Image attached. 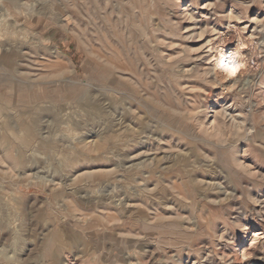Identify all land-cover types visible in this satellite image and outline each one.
Returning <instances> with one entry per match:
<instances>
[{"label":"rangeland","instance_id":"obj_1","mask_svg":"<svg viewBox=\"0 0 264 264\" xmlns=\"http://www.w3.org/2000/svg\"><path fill=\"white\" fill-rule=\"evenodd\" d=\"M245 4L0 0V264H264V0ZM231 42L236 79L214 71Z\"/></svg>","mask_w":264,"mask_h":264},{"label":"bare ground","instance_id":"obj_2","mask_svg":"<svg viewBox=\"0 0 264 264\" xmlns=\"http://www.w3.org/2000/svg\"><path fill=\"white\" fill-rule=\"evenodd\" d=\"M235 1V3L236 4H238V5H241V4H245V3H247V0H234ZM246 5V4H245ZM212 5L211 4H209V3H207V4H205L204 5V9H208L209 10V8L211 7ZM215 6V5H214ZM202 8V9H203ZM211 10V9H210ZM232 14H234V12H232V10H230L229 11V13L227 14L228 16H231ZM237 16V15H236ZM238 21V20H237ZM254 21H256L257 22V19L256 18H254L253 19V21H251L250 23L251 24H254L255 25V22ZM236 22V21H235ZM258 25V24H257ZM259 26V25H258ZM251 27V26H250ZM249 27V28H250ZM253 28H255L254 30H256V26H254ZM236 29L238 30V28L236 27ZM245 29H247V26H245L244 28H242V30H245ZM214 41V40H213ZM209 42V41H208ZM213 45H214V42H213ZM222 45V44H221ZM213 49H214V47H213ZM242 44H237L236 45V42L234 43V42H231V43H228V44H225V45H223V46H220V47H216L215 48V52H214V55H213V58L215 59V62H216V59L218 58V56L219 55H233V56H238V57H240V62H242L244 65H245V61H244V59H243V53H242ZM210 52V51H209ZM214 69H215V63H214ZM247 72V71H246ZM241 73H244L243 71H241L240 73H238L235 77H233L232 79H236L237 77H239V76H241L242 74ZM241 74V75H240ZM232 79H230L231 81H232V83H233V80ZM235 82V81H234ZM214 122H215V118H214V121H213V124H214ZM258 233H253V235L251 236V239H250V241H252V242H254V241H256L257 240V237H258ZM224 241V240H223ZM247 253V251L245 250H243V252H242V255H247L246 254ZM225 258V257H224Z\"/></svg>","mask_w":264,"mask_h":264},{"label":"clouds","instance_id":"obj_3","mask_svg":"<svg viewBox=\"0 0 264 264\" xmlns=\"http://www.w3.org/2000/svg\"><path fill=\"white\" fill-rule=\"evenodd\" d=\"M244 64L240 62V57L233 55H219L215 62L214 71L222 72L225 78L235 77L238 73H240L244 69ZM218 116H221L222 113L217 112ZM234 131L239 132L242 129V125H236V122L233 121ZM221 134L217 132V136Z\"/></svg>","mask_w":264,"mask_h":264}]
</instances>
